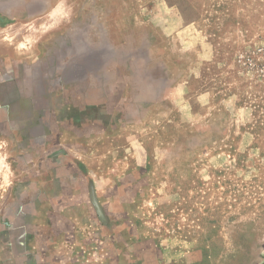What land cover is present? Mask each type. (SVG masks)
Returning a JSON list of instances; mask_svg holds the SVG:
<instances>
[{
    "label": "rangeland",
    "instance_id": "rangeland-1",
    "mask_svg": "<svg viewBox=\"0 0 264 264\" xmlns=\"http://www.w3.org/2000/svg\"><path fill=\"white\" fill-rule=\"evenodd\" d=\"M0 264H264V0H0Z\"/></svg>",
    "mask_w": 264,
    "mask_h": 264
}]
</instances>
